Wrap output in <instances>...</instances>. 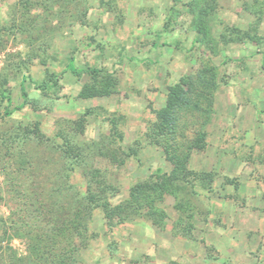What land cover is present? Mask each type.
Instances as JSON below:
<instances>
[{
    "label": "rangeland",
    "instance_id": "1",
    "mask_svg": "<svg viewBox=\"0 0 264 264\" xmlns=\"http://www.w3.org/2000/svg\"><path fill=\"white\" fill-rule=\"evenodd\" d=\"M202 63L218 87L188 166L213 181L196 184L183 236L171 195L113 208L171 170L147 131ZM0 93V264L60 249L72 264H264V0H0ZM56 225L66 236L36 253L28 234L49 242Z\"/></svg>",
    "mask_w": 264,
    "mask_h": 264
},
{
    "label": "trees",
    "instance_id": "2",
    "mask_svg": "<svg viewBox=\"0 0 264 264\" xmlns=\"http://www.w3.org/2000/svg\"><path fill=\"white\" fill-rule=\"evenodd\" d=\"M203 10L201 8L198 11V24L201 22V16ZM198 30L200 27L198 25ZM227 35H222L223 40L227 41ZM68 68L72 72H78L71 62L68 63ZM93 72H99L97 69H92ZM215 67L212 64L205 63L197 67L196 71L187 74L181 80L169 88L168 100L166 105L157 113L156 121L151 124L147 131V138L150 142L156 143L163 149L165 157L172 165L170 171H162L157 168L154 172L150 173L146 179L138 181L130 189L126 204H119L113 210H121V207H132L134 210L139 211L143 208L156 209L158 203L162 202L166 195H171L174 198L173 207L178 211L179 216L172 222V232L187 236L192 231V220L189 214L191 209V197L198 194L195 186L200 183V187L211 189L212 175L210 172L199 171L191 169L188 166L190 154L194 148H203L205 145L204 124L206 123L211 113V104L214 96V92L218 87L216 80ZM22 97L25 98L26 91L23 84L20 86ZM1 97H5L7 105L10 103V98L3 93H0ZM9 114L10 111L7 107L4 111ZM202 184V185H201ZM109 191L111 187H108ZM94 206L101 207L105 212L106 207H109L106 198L101 197L98 199ZM92 203L91 201H89ZM90 203H87L91 205ZM101 203L106 205L103 207ZM114 216L118 217V220H127L124 214L120 211ZM74 216L65 223L73 221L72 225L78 224L75 221ZM107 217V216H106ZM108 222V225L111 223ZM21 226L19 223H15ZM6 222L0 217V232H4ZM9 226V225H7ZM26 226V223L25 225ZM66 226H57L60 230L58 236H52L49 242H46V238L50 235L41 236L37 233L29 235L28 237L36 241V253L40 254L44 250L51 251L53 246H56L60 242V237H65L64 232ZM53 229V228H52ZM28 232L27 230L25 231ZM63 232V233H62ZM45 239V241L43 240ZM73 242L72 239L64 238V246ZM63 246V247H64ZM55 256V257H54ZM48 257L50 260L48 264L55 263L58 259V264H72V257L66 252L60 249L57 255ZM61 258V259H60ZM57 262V261H56Z\"/></svg>",
    "mask_w": 264,
    "mask_h": 264
}]
</instances>
